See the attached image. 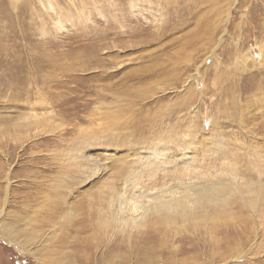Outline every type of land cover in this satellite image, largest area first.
<instances>
[{
    "label": "rangeland",
    "instance_id": "rangeland-1",
    "mask_svg": "<svg viewBox=\"0 0 264 264\" xmlns=\"http://www.w3.org/2000/svg\"><path fill=\"white\" fill-rule=\"evenodd\" d=\"M126 180L227 199L146 260ZM4 225L0 264H264V0H0Z\"/></svg>",
    "mask_w": 264,
    "mask_h": 264
},
{
    "label": "bare ground",
    "instance_id": "bare-ground-1",
    "mask_svg": "<svg viewBox=\"0 0 264 264\" xmlns=\"http://www.w3.org/2000/svg\"><path fill=\"white\" fill-rule=\"evenodd\" d=\"M125 184H126V186H125L126 192L128 191L129 195L121 194V195H118L117 198H112L110 206H113L114 203H117L118 205L117 204L116 205H117V209H118L119 214L124 215L127 212L128 203L130 202V203H132L131 208H132V211L134 213H138L140 211V215H137V216L132 215L131 217H128L127 219H125V218L123 220L118 219L117 221L119 223H121L123 226L130 224V225L136 227L137 229L140 228V229L145 230L147 232L146 235L144 234L145 235L144 236L145 243H143V245H141V247H139V248L143 249V255H144L146 260L151 259L152 255L154 254V251L156 249L155 247L157 245L160 246V243H161L160 235L162 234V236H164L163 232L166 231L167 228L169 227L168 224H169V222H171V219H169L168 217L171 213H173V212L177 213L178 211H181L180 216L183 217V215H184V217L188 219L189 215L187 214L185 209L186 210L190 209V211H191V205H193V206L199 205L200 208H204L208 204L225 202L227 199L224 197H218V198L213 197L212 198L211 196L206 198L203 196L199 197L197 195V197L194 199H190V198L186 199L187 202H181L178 199L175 201V202H177V204H175V206H173V202H171V201H173L174 199L173 200H171V199L166 200L164 193L158 194V195H153V193H151V192L146 193L145 190H143V188H142L143 186L139 187L136 180H126ZM137 189L139 190V192H138V194L137 193L135 194L134 192H136ZM194 190H197V189L194 188ZM211 190L212 189H210V191ZM210 191H208V189H205V191L203 190V192H205V193H208ZM143 198H148V201H147L148 203L140 204L138 199H141V201H142ZM127 213H129V212H127ZM149 215H150V217H149ZM165 218H167V219L164 220ZM86 224H87V222H85V225ZM124 227H126V226H124ZM0 228L5 230L7 233L9 232L6 225L1 226ZM113 230H115V229H113ZM156 232H158V233H156ZM114 240H115V237H114ZM124 241L125 240L122 239L120 243L119 242H116L115 244L112 243L113 245L111 244V246H109L110 241H108V243H106L104 245H105V248L108 249L111 254L119 255L121 253V251L123 250ZM115 250L117 251L116 253H115ZM91 252H93V251H90V253H88L86 247H78L75 251V254L77 256L76 258L79 259L82 263L91 264V262H92L91 261V258H92L91 254L92 253Z\"/></svg>",
    "mask_w": 264,
    "mask_h": 264
}]
</instances>
